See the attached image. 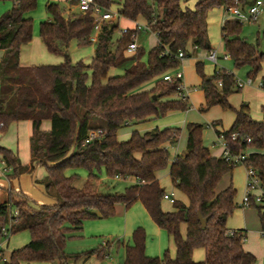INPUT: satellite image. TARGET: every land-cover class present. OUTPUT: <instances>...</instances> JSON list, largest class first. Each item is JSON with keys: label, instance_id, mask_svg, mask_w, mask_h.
<instances>
[{"label": "trees", "instance_id": "16d2710c", "mask_svg": "<svg viewBox=\"0 0 264 264\" xmlns=\"http://www.w3.org/2000/svg\"><path fill=\"white\" fill-rule=\"evenodd\" d=\"M11 7L0 15V130L11 122H31V163L24 166L15 153L0 146V156L11 168L9 178L30 172L35 166H45L42 180L50 204L37 205L22 191L7 189L3 198L0 186V226L8 220L9 208L18 211L13 233L27 231L29 241L11 251L9 259L0 264H20L25 261H55L71 264L84 261L98 252L103 257L109 251V242L97 251L90 249L68 253L69 238L79 235L87 219L108 218L115 214V205L125 208L139 201L153 222L164 229L175 247L174 257L168 250L163 256L145 254V231L137 227L132 233V244L124 248L122 264H254L256 257L244 248L246 231L233 230L229 235L227 219L233 213L236 189L230 183L218 190L222 178L234 168L224 158L212 155L202 138L204 126L189 122L186 125L184 152L173 157L169 164L168 147L176 145L179 127H154L139 132L133 129L125 140L118 138L124 127L154 120L173 111L189 109L188 100L176 97L179 79L165 80L163 76L179 65V51L188 47L208 51L211 49L207 34V11L227 7L237 1L242 6L255 0H195L194 6L183 5L182 0H94L103 11H114L116 20L104 21L96 35L91 11L64 15L58 3L48 1L45 10L49 19L41 21L38 35L46 50L61 56L55 65L19 64L20 49L32 38V18L29 16L36 0H10ZM78 0H71L77 4ZM150 22L149 30L156 43L143 61L144 51L137 45L133 53L126 48L132 30L121 33L118 18ZM242 23L225 20L221 26L224 50L236 69L246 67L247 75L254 76L264 63V53L257 46L240 37ZM118 34L116 38L114 35ZM75 40L79 47L94 44L89 63L73 62L69 44ZM200 76L205 107L214 105L230 109L234 119L223 133L231 153L251 149L240 163L251 168L264 189V107L261 120H254L246 103L232 107L227 97L241 88L235 75L225 70L212 75L202 72V63H195ZM113 70L121 72L114 73ZM154 80L148 89H139ZM220 82V85L218 84ZM264 88V74L261 77ZM153 95H155L153 97ZM98 119L99 123H91ZM44 120L49 130H42ZM213 124V123H212ZM103 134L86 142L92 130ZM237 133L236 140L231 134ZM249 139V141H247ZM168 166L172 185L183 194L187 202L173 200V210L163 211L161 201L164 189L156 172ZM84 169L87 177L82 187L74 182L77 174L66 175V170ZM133 177L136 181L121 193L101 192L99 180ZM5 191V190H4ZM249 207L257 211L259 228L264 234V205L250 199ZM198 212L207 217L205 226ZM185 233H181V226ZM196 249L204 251L203 259L194 260Z\"/></svg>", "mask_w": 264, "mask_h": 264}, {"label": "rangeland", "instance_id": "374dc122", "mask_svg": "<svg viewBox=\"0 0 264 264\" xmlns=\"http://www.w3.org/2000/svg\"><path fill=\"white\" fill-rule=\"evenodd\" d=\"M261 1L263 2V5L257 21L242 23V31L240 37L246 40L248 43L257 46L258 49L264 53V0ZM36 2L37 3L35 9L31 13H29V16L32 18L33 22L32 34L34 40L22 47L20 61L22 64L26 65H55L61 62V56L48 52L46 49H44L40 38H36L40 22L48 20L50 18L45 10V4L47 0H36ZM56 3H58L62 8H66L68 6L63 1ZM182 3L183 5L185 4L189 8H192L194 6L195 0H182ZM10 7V0H0V15ZM110 11L111 13L114 12L112 10ZM226 19H228L227 13L225 11H222V9L219 7H215L207 11V34L212 48L217 51L219 59L217 61V65H214L215 63L206 58V53L204 50L198 49L195 54L185 56L182 61H179V65L174 70L170 71L171 75H175L177 71L182 72V82L186 86L189 109H187L186 111L178 110L169 112L160 118L143 123L139 126L140 128L155 126H158L159 128L167 126L180 128L181 132L175 147H168L170 154L169 161L172 159L175 152H184L187 123L196 122L204 126L202 131V138L208 146L210 152H212L213 154H217L219 152L217 135L214 134L213 128L226 130L231 124L233 112L230 109L223 108L220 105H214L206 110L201 109L205 107V103L203 93L200 88V76L196 72L194 64L195 61L199 59L202 63V72L205 75H212L215 66L216 71L225 70L227 72H233L237 80L244 81L247 79L246 73L248 69L246 67L236 69L230 58H224L226 51L224 50L222 43L221 26L223 24V21ZM120 25L122 27L127 26L128 28V26H132V23L131 21L121 18ZM117 36L118 34H115L114 38H116ZM135 42L144 51L142 60L146 61L149 49L156 43L155 35L151 32H139L136 35ZM93 49V43L85 47H79L76 41L72 40L69 45V54L71 60L73 62L82 60L85 63H89L91 61ZM263 70L264 66L261 67L255 78L254 76H252L254 78V82L252 85L245 86L243 89L235 91L227 97L229 104L234 107H238L242 101L247 102L246 100H249L251 102V106L249 109L250 115L253 119L256 120H260L261 118V106L258 104L260 102V99L258 98V94L256 91H264V88L259 85ZM113 72L118 73L121 71L113 70ZM154 82V80L147 81L139 89H143L147 86L153 85ZM99 122L100 121L98 119L91 120L92 124ZM49 128V121L44 120L41 124V129L47 130ZM132 130V126L124 127L119 130L118 137L122 140L127 139ZM29 136L30 126L28 127L27 120L11 122L4 131L0 130V146L10 148L12 151L16 152L20 163L27 164L30 159ZM2 167H4V165L0 160V169H2ZM6 169L7 171L10 170L7 166ZM73 173L77 174V178L74 183L78 187L83 186L87 177V172L82 168L78 170H66V175H70ZM46 174L47 172L45 166H38L35 170V178L39 182L35 183L34 179H32L29 175L23 174L19 178H10L9 183L11 184V187L20 188L23 192H26L32 198V200L36 202L37 205L50 204L51 199L44 193L45 189L42 183V180L45 178ZM3 181L5 183L7 182V180L3 176H0V182ZM101 182L102 183L100 185H103V188H100L99 190L104 193H121L127 186L133 184V181L130 180V177L117 179L116 177L106 178L102 176ZM230 183H232V185L236 189L235 200L237 203H240L246 192V168L242 164L234 165L232 172L222 178L217 189L221 190L228 186ZM160 184L164 189L168 190L173 188L177 190L170 181L168 166L162 169L160 172ZM7 188L8 187H2L3 191L1 192V195L3 198L7 197ZM139 205H141V203L137 201V203L134 202L133 205L128 208V216H126V218L122 216L123 224L119 222V217L115 214L108 218L85 220L84 228L80 236L72 237L67 240L65 247L66 252L75 253L95 249L98 248L101 244H104L106 241H108L110 245L109 256L110 260H112L111 263L122 264L124 259V251L123 247L117 244V241L125 243L132 242L133 231L137 227H142L145 231L146 255L161 257L163 256L164 252L168 250L169 256L173 257L175 254L174 247L167 232L164 229L159 228L153 222V220L149 218V216H147L146 212H142ZM161 208L163 209V211H172L174 209L173 205L166 200L161 201ZM147 224L150 225V227H145V229L144 226H148ZM226 225L230 228L241 227L247 229L248 240L246 241V245L248 247V250H250L256 257V261L254 264H264V234L260 233L259 230L256 209L249 206H243V208L236 207L233 213L227 219ZM126 229L127 233H125ZM28 241L29 233L27 231H19L13 233L9 240L8 249L5 252V260L7 261L9 259L11 251L21 248ZM202 256L203 253L201 249H196L193 253V257L195 259H201ZM20 264H56V262L31 261L27 263L25 261H22L20 262ZM71 264L80 263L72 262Z\"/></svg>", "mask_w": 264, "mask_h": 264}, {"label": "built area", "instance_id": "2783aa9c", "mask_svg": "<svg viewBox=\"0 0 264 264\" xmlns=\"http://www.w3.org/2000/svg\"><path fill=\"white\" fill-rule=\"evenodd\" d=\"M263 2L261 0H255L253 3L249 5L242 6L237 1L234 2V4L227 6L224 8V11L228 15V19L236 20L238 22L244 23V22H254L257 21L261 10H262ZM77 7L79 11L85 13L87 11H91V15L94 19V34L91 37V41H96V34L100 31L101 24L104 21H108L113 19V17L117 16L115 12L111 11H103L101 10L95 3L94 0H78ZM151 25L150 22H138L134 21V25L132 28L131 33V41L128 44L126 51L128 53H133L136 48L137 44L135 42L136 35L140 31H150L149 26ZM127 27H123L121 29V33L127 32ZM185 57V53L182 51H179L177 54V58L179 61H182V59ZM226 57H229L226 55ZM206 58L213 63H216L217 61V52L214 49H210L206 53ZM182 72L177 71L175 75H171V73H167L163 76L165 80H171L172 78L179 79V83L177 86L178 92L177 95L180 99L185 100L187 99V92L186 88L182 82ZM251 82V79L248 78L245 82L241 80L236 79V84L238 87H242L244 84H249ZM220 85V82H218ZM103 134L101 129L92 130L89 132L88 137L86 139V142H89L90 140H93L95 138H99ZM238 137L237 133L231 134V140H236ZM249 141V139L247 140ZM217 142L218 145L221 148L220 155L222 158L225 159L226 162L229 164H240L247 156V153L245 151L239 152V153H231L228 148V141L224 137L223 133L217 134ZM4 172H7L6 167L3 169ZM166 199H170L173 202V194H164V197ZM252 198L253 202L258 205H264V189L260 187L259 180L255 175V172L248 168L246 169V192L243 196L242 201L239 203L240 206H249L250 205V199ZM17 215L18 211L10 207L9 208V214H8V220L7 222L0 226V261H5V252L8 249V243L10 240V237L13 232L14 224L17 221ZM229 235H232L235 233L233 230H229Z\"/></svg>", "mask_w": 264, "mask_h": 264}, {"label": "crops", "instance_id": "0c3cea01", "mask_svg": "<svg viewBox=\"0 0 264 264\" xmlns=\"http://www.w3.org/2000/svg\"><path fill=\"white\" fill-rule=\"evenodd\" d=\"M48 1H52V2H60V1H63V2H65L68 6L65 8H63V10H64V15L65 16H67V15H69V14H73V13H78L79 11V9H77L78 7H77V4L76 5H72L71 4V0H47V2ZM46 2V3H47ZM11 5H12V2H11ZM46 5V4H45ZM62 8V7H61ZM219 8H221L222 9V11H224V7H219ZM117 19V16H115V17H113V19H111V20H116ZM120 19L121 18H118V22H119V25H120ZM122 19H125V18H123L122 17ZM125 20H128V19H125ZM226 20H228V19H226ZM128 21H130V20H128ZM138 22H141V23H143L144 22V20H142V19H138L137 20ZM225 21V20H224ZM224 21H223V23H224ZM131 23H132V26L131 27H129L128 26V28H132L133 27V25H134V21H131ZM223 25V24H222ZM120 27L121 28H123L121 25H120ZM127 27V26H126ZM140 32H142V31H140ZM145 32H150V31H145ZM139 33V32H138ZM153 34V33H152ZM97 35V34H96ZM40 38L39 37V35L38 34H36V38ZM156 38V37H155ZM34 40V37H33V34H32V38H31V41L30 42H32ZM40 40H41V38H40ZM30 42H28L27 44H29ZM38 42V41H37ZM41 42H42V40H41ZM210 43V42H209ZM42 44H43V42H42ZM26 45V44H25ZM70 45V44H69ZM24 45H22L21 46V49H22V47H23ZM43 46H44V44H43ZM210 46H211V44H210ZM21 49H20V56H21ZM44 49H46L45 48V46H44ZM211 49H213L212 48V46H211ZM198 49L197 48H195V47H192V46H189L188 47V50H187V53H186V55L185 56H190V55H193V54H195V52L197 51ZM217 52V51H216ZM205 53H207V51H205ZM2 55H3V50H1V56H0V60H1V58H2ZM92 55H93V52H92ZM206 55V54H205ZM226 55L227 54H225L224 55V58L225 59H228L229 57H226ZM20 56H19V64L20 65H22V66H28V65H26V64H22L21 63V61H20ZM62 59V58H61ZM219 59H218V55H217V61H218ZM217 61H216V63L214 64V65H217ZM197 62H200L201 63V61L199 60V59H197L196 61H195V63H197ZM194 63V64H195ZM30 65H41V64H30ZM262 66H264V63L262 64ZM214 71H216V67L214 66V70H213V72ZM233 73V72H232ZM264 74V70H263V73L261 74V77H262V75ZM246 75H247V73H246ZM256 77V75H254V78ZM248 78H250L251 79V82L249 83V84H244L242 87H241V89H243L245 86H250V85H252L253 84V82H254V78L252 77V76H248L247 75V79ZM246 79V80H247ZM246 80H244V82L246 81ZM260 86H261V78H260V84H259ZM152 85H150V86H147L146 88H143V89H148V88H150ZM185 86V85H184ZM185 88H186V86H185ZM263 88V87H262ZM196 89V88H195ZM240 89V90H241ZM257 92V94H258V98L260 99V102L258 103L260 106H261V108L260 109H262V107H264V97H263V94H264V91L262 90V91H256ZM203 93V92H202ZM176 97H178V95L176 94ZM204 97V96H203ZM179 98V97H178ZM187 99H188V94H187ZM247 102H244V101H242L241 103H246L247 104V106H248V108L250 109V106H251V102L249 101V100H246ZM240 103V104H241ZM239 104V105H240ZM231 105V104H230ZM232 106V105H231ZM232 107H234V106H232ZM237 108V107H236ZM261 111V118H262V110H260ZM249 114H250V110H249ZM251 116V115H250ZM251 118H252V116H251ZM261 118H260V120H261ZM233 119H234V113H233V118H232V121H231V124H232V122H233ZM253 119V118H252ZM155 120V119H154ZM254 120H256V119H254ZM150 121H153V120H150ZM258 121V120H257ZM27 122H28V127L30 126V135H31V122L29 121V120H27ZM147 122H149V121H147ZM50 123V122H49ZM144 123H146V122H144ZM143 123H140V124H136V125H133L132 126V129H137L139 132H145V131H149L150 129H152V128H154V127H147V128H140L139 126L140 125H142ZM231 124H230V126H231ZM230 126H229V128H230ZM156 127V126H155ZM158 127V126H157ZM228 128V129H229ZM47 130H49V129H47ZM213 130H214V134L215 135H217V133H216V131L218 130V131H224V129L223 130H219V129H217V128H213ZM227 130V129H226ZM129 137V136H128ZM119 138V137H118ZM120 139V138H119ZM179 139V138H178ZM122 140V139H121ZM125 140V139H124ZM203 142H204V140H203ZM205 143V142H204ZM205 145H206V143H205ZM217 145V144H216ZM207 146V145H206ZM2 147H4V146H2ZM171 147H175V145L174 146H171ZM208 147V146H207ZM218 147H219V154L217 153V154H213L212 152H210L212 155H215V156H219L220 155V152H221V148H220V146L218 145ZM5 148H7V147H5ZM7 149H10V148H7ZM11 150V149H10ZM210 151V150H209ZM250 151H252L251 149H249V150H246L245 152L248 154ZM14 152V151H13ZM15 153V155L18 157V155H17V153L16 152H14ZM182 153V152H181ZM181 153H177V152H175V154H174V156L175 155H177V154H181ZM29 155H30V159H29V162L27 163V164H22V165H24V166H29L30 165V163H31V154H30V136H29ZM173 156V157H174ZM173 157H172V159H173ZM172 159L169 161V164H170V162L172 161ZM0 160H1V162L3 163V165H4V167H2V169H0V176H3L6 180H7V182L5 183L4 181L3 182H0V186H2V187H8L7 189H16V190H20V191H22L20 188H13V187H11L10 185V183H9V173H11L10 172V170H11V168L10 167H8V169H10L9 171H7V172H4L3 171V169L6 167V164H5V162L2 160V158H1V156H0ZM38 166H35L34 167V169L32 170V171H30V172H23V173H21L18 177H16V178H19L20 176H22L23 174H27V175H29L32 179H34V182L35 183H37V182H39L36 178H35V170H36V168H37ZM169 170V169H168ZM160 172H161V170L160 171H157L156 172V177H157V179H158V181H159V183H160ZM117 179H120V178H118V177H116ZM130 180L131 181H133V183H135V179L133 178V177H130ZM102 182H101V178H100V180H99V182H98V184L100 185ZM75 184V183H74ZM161 185V184H160ZM75 186L76 187H78L76 184H75ZM162 186V185H161ZM80 187H82V186H80ZM79 187V188H80ZM100 188H103V185H100L99 186V189ZM164 189V188H163ZM23 192V191H22ZM164 192L165 193H167V194H173V199H175V200H181V201H183V202H187V199H186V197L183 195V194H181L179 191H177V190H175V189H173V188H171V189H164ZM25 195H27L29 198H31L26 192H23ZM45 193V192H44ZM32 199V198H31ZM162 200H166V201H168V202H170L171 204L173 203L170 199H166V198H163ZM139 202V201H138ZM235 202H236V200H235ZM51 203H52V200H51ZM135 203H137V201L135 202ZM141 203V202H140ZM236 204H237V207H240V208H243V206H240L239 205V203H237L236 202ZM133 205V204H132ZM135 205V204H134ZM137 206V205H136ZM140 206V208H141V210H142V212H146V214H147V216H149V214L147 213V211H146V209H145V207L142 205V203H141V205H139ZM130 207V206H129ZM128 207V208H129ZM128 208H125V206L123 205V204H116L115 205V215L116 216H118L119 218H118V220H119V222L121 223V224H123L122 223V220H123V218H122V216H124L125 218H126V216H128V213H129V211H128ZM138 210V209H137ZM163 210V209H162ZM166 212V211H165ZM149 218H150V216H149ZM84 223H85V221L83 222V224H82V229H81V231H80V233H79V235L78 236H76V237H79L80 236V234H81V232H82V230H83V228H84ZM125 223V222H124ZM126 224H127V221H126ZM148 225V224H147ZM147 228V227H150V225H148V226H144V228ZM228 227V226H227ZM127 228V227H126ZM145 228V229H146ZM228 229L229 230H236V229H244L245 231H246V237H247V239H246V241L248 240V231H247V229H245V228H241V227H238V228H230V227H228ZM259 230H260V228H259ZM125 233H127V229H126V231H125ZM181 233L182 234H184L185 233V226L184 225H182L181 226ZM260 233H261V231H260ZM170 238V240L172 241V239H171V237H169ZM246 241L244 242V248H245V250L246 251H249V252H251L250 250H248V247H247V245H246ZM106 242H108V241H106ZM105 242V243H106ZM105 243L104 244H101L98 248H96L97 249V251H99L104 245H105ZM123 243V245H126V244H132V242H128V243H125V242H122ZM172 244H173V242H172ZM8 245H9V243H8ZM173 247H174V244H173ZM202 250V249H201ZM123 251H124V248H123ZM195 251V250H194ZM174 253H175V247H174ZM194 253V252H193ZM202 253H203V256H204V251L202 250ZM252 253V252H251ZM97 254H98V252H95L94 254H92L91 256H89L87 259H85L84 261H78L80 264H112L111 263V261L112 260H110V256H109V251L107 252V254L106 255H104L103 257H98L97 256ZM253 254V253H252ZM175 255V254H174ZM203 256H202V258L201 259H203ZM174 257V256H173ZM193 259L194 260H196V261H198V260H201V259H195L194 257H193Z\"/></svg>", "mask_w": 264, "mask_h": 264}, {"label": "water", "instance_id": "95a60500", "mask_svg": "<svg viewBox=\"0 0 264 264\" xmlns=\"http://www.w3.org/2000/svg\"><path fill=\"white\" fill-rule=\"evenodd\" d=\"M155 95H153L154 97ZM198 219L201 223L202 226H205L206 225V222H207V217H202L201 214L198 212Z\"/></svg>", "mask_w": 264, "mask_h": 264}]
</instances>
